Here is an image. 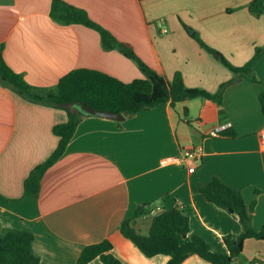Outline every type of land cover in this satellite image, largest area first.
Here are the masks:
<instances>
[{
  "label": "crops",
  "instance_id": "0c3cea01",
  "mask_svg": "<svg viewBox=\"0 0 264 264\" xmlns=\"http://www.w3.org/2000/svg\"><path fill=\"white\" fill-rule=\"evenodd\" d=\"M88 12L119 41L133 47L153 70L171 81L177 72L188 88L217 93L236 76L192 37L235 67L264 46V15L248 9L252 0H63ZM52 0H0V48L6 63L36 87H53L75 69L101 71L125 83L144 78L120 52L105 51L100 35L82 25L64 26L50 16ZM189 28V29H188ZM192 30V33L189 32ZM219 56V55H218ZM253 76L237 77L223 104L198 98L162 104L116 121L84 116L63 156L44 174L38 197L25 195L31 171L56 150V125L65 110L24 100L0 83V233L34 235L40 264H77L87 246L108 240L123 264H167L169 256L146 257L121 233L139 208V233L152 219L181 210L191 234L215 253L228 254L224 239L241 232L238 218L206 201L200 188L218 177L256 202L252 226H264V55ZM224 127L236 137L212 133ZM202 149L200 161L162 167L166 157ZM195 167L193 172L190 169ZM183 242V241H182ZM264 261V241L248 239L235 264ZM91 264H103L99 259ZM183 264H210L198 256Z\"/></svg>",
  "mask_w": 264,
  "mask_h": 264
},
{
  "label": "trees",
  "instance_id": "16d2710c",
  "mask_svg": "<svg viewBox=\"0 0 264 264\" xmlns=\"http://www.w3.org/2000/svg\"><path fill=\"white\" fill-rule=\"evenodd\" d=\"M248 9L256 17L264 15V0H252L248 4ZM50 16L60 25H82L96 31L100 35L101 45L105 51L116 50L132 60L144 78L125 83L101 71L75 69L63 76L53 87H36L30 85L23 75L14 71L6 63L1 47L0 83L2 86L30 103L62 109L68 114L66 123L53 128L54 135L59 138L56 150L46 161L36 166L25 180L26 196L38 197L44 174L63 156L79 123L86 116L75 105L77 102H84L96 110L110 111L129 117L162 104L170 103L174 106L177 103L198 98L209 99L222 105L225 88L235 82L237 77L246 76L251 81L258 82L253 76V71L256 62L264 55V46L256 47L253 58L246 65L235 67L208 46L200 34L194 31L192 37L201 48L210 54H218L220 62L236 76L229 83L223 84L217 93L212 94L205 90L188 88L180 72H177L171 81L167 80L147 65L132 46L119 41L109 30L91 19L88 12L82 8L63 0H52ZM259 102L264 115V91L259 96ZM221 136L236 137L232 130L223 131ZM200 193L207 202L233 213L239 220L240 234L236 238L224 239L228 254L215 253L202 237L192 235L189 218L178 209L165 211L154 217L149 234L145 236L135 228L136 220L147 215L145 208H139L133 219L122 223V235L132 241L148 258L157 255L169 256L170 260L167 264H183L189 257L195 255L210 264H235L242 255L246 240L264 241V226L260 231H255L252 226V213L256 202L248 206L240 191L229 187L218 177H213L208 184L201 187ZM34 240V235L29 232L8 229L0 233V264H40V258L34 254ZM112 250V244L108 240L87 246L83 249L77 264H91L96 259L103 264H123L114 256ZM256 262L264 264V261H253V263Z\"/></svg>",
  "mask_w": 264,
  "mask_h": 264
},
{
  "label": "built area",
  "instance_id": "2783aa9c",
  "mask_svg": "<svg viewBox=\"0 0 264 264\" xmlns=\"http://www.w3.org/2000/svg\"><path fill=\"white\" fill-rule=\"evenodd\" d=\"M224 127H220L219 129L215 130L212 135L217 137L221 132L224 131ZM260 140H261V144L262 146H264V132L260 133ZM201 156H202V149L198 148L194 151H190V152H185V154L183 156L177 157H166L164 159H162L160 161V165L162 167H168L171 165H180L183 161L186 160H192V161H200L201 160ZM195 170V167H192L190 169V172H193Z\"/></svg>",
  "mask_w": 264,
  "mask_h": 264
},
{
  "label": "water",
  "instance_id": "95a60500",
  "mask_svg": "<svg viewBox=\"0 0 264 264\" xmlns=\"http://www.w3.org/2000/svg\"><path fill=\"white\" fill-rule=\"evenodd\" d=\"M190 33H192V30H189ZM216 59L219 58L218 55H214ZM75 105L79 108L80 112L85 114L86 116H93V117H101L105 119L110 120H116V121H124L125 116L123 114H117L110 111H100L96 110L90 106H88L84 102H77Z\"/></svg>",
  "mask_w": 264,
  "mask_h": 264
},
{
  "label": "rangeland",
  "instance_id": "374dc122",
  "mask_svg": "<svg viewBox=\"0 0 264 264\" xmlns=\"http://www.w3.org/2000/svg\"><path fill=\"white\" fill-rule=\"evenodd\" d=\"M144 235L147 236L148 234H146V231H144Z\"/></svg>",
  "mask_w": 264,
  "mask_h": 264
}]
</instances>
